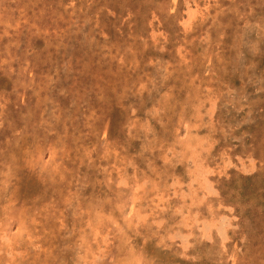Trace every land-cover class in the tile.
<instances>
[{"label": "rangeland", "instance_id": "obj_1", "mask_svg": "<svg viewBox=\"0 0 264 264\" xmlns=\"http://www.w3.org/2000/svg\"><path fill=\"white\" fill-rule=\"evenodd\" d=\"M0 264H264V0H0Z\"/></svg>", "mask_w": 264, "mask_h": 264}]
</instances>
